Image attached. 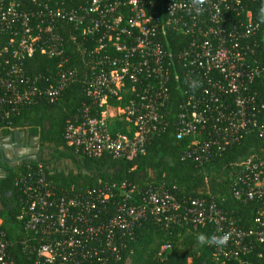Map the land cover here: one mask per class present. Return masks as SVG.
Here are the masks:
<instances>
[{
  "label": "built area",
  "instance_id": "2783aa9c",
  "mask_svg": "<svg viewBox=\"0 0 264 264\" xmlns=\"http://www.w3.org/2000/svg\"><path fill=\"white\" fill-rule=\"evenodd\" d=\"M260 1L208 0L198 13L192 0H0V131L15 130L24 108L56 102L74 82L69 27L71 41L80 38L87 52L89 102L64 133L77 154L131 161L173 129L185 144L183 158L203 165L252 133L264 137ZM175 40L182 44L177 51ZM40 55L56 60L55 68L31 74L28 64ZM117 122L124 131L115 129ZM16 182L25 235L17 249L0 219V264H21L19 256L24 264H122L128 241L146 222L166 233H231L225 247L206 245L184 264H264V155L240 162L232 182L249 221L224 200L178 197L164 182L125 180L75 191L42 165ZM171 252V244L162 245L158 261L169 264Z\"/></svg>",
  "mask_w": 264,
  "mask_h": 264
},
{
  "label": "trees",
  "instance_id": "16d2710c",
  "mask_svg": "<svg viewBox=\"0 0 264 264\" xmlns=\"http://www.w3.org/2000/svg\"><path fill=\"white\" fill-rule=\"evenodd\" d=\"M262 5L264 0H261L255 8L257 19ZM64 33L69 41L67 55L70 59L69 66L75 71L74 82L66 88L56 102H41L30 108H24L13 120V128L29 127L35 132L42 133L47 130L48 123L50 126L48 135L56 137L53 141L64 147L66 156L72 158L78 167V173H75L76 170H71L69 177L65 174L51 175L43 167L46 174L60 186L68 190L73 188L75 191H84L108 182L118 183L125 180L141 186L151 181L164 182L178 197L213 195L220 201L224 200L226 207L235 209L240 216L249 221L251 218L249 207L235 200L232 182L240 162L253 154L264 155V137L257 133L246 136L241 143L203 165L183 158L185 144L175 137L173 129L155 138L144 154L131 161L114 160L108 155L98 158L84 156L77 154L67 144L64 137L65 129L69 123L73 122V117L82 104L89 100L83 88V82L88 74L86 45L80 44V38L71 41L69 27ZM90 43L85 41L87 45ZM179 43L178 40L170 43L173 51L181 48L182 44ZM28 65L31 74H48L55 68L56 60L40 55ZM258 89L264 100V77L258 80ZM173 97L172 109L180 98L177 94ZM261 121L264 124V113ZM114 127L116 130L124 131L126 125L124 122H117ZM11 132L12 129H3L0 135ZM29 167H37V165L17 167L0 184L5 206V211H0V219H3L2 228L7 238L18 245L17 249L25 234L19 219L22 213L21 191L16 181ZM167 243L171 244L172 249L168 259L169 264H184L190 256L196 259L199 249L206 250V245L201 246L198 243L197 235L186 228H175L166 233L157 229L151 222H146L135 238L128 241L122 264H162L158 261L157 255L162 245ZM23 261L24 258L19 256V262L24 264Z\"/></svg>",
  "mask_w": 264,
  "mask_h": 264
},
{
  "label": "flooded vegetation",
  "instance_id": "af4514ba",
  "mask_svg": "<svg viewBox=\"0 0 264 264\" xmlns=\"http://www.w3.org/2000/svg\"><path fill=\"white\" fill-rule=\"evenodd\" d=\"M46 127L47 130L44 133L30 130L29 141L26 140L24 142L20 137H14V143L2 142L4 146L3 155L6 161L1 160L3 156L0 155V184L5 178L11 175L12 170H15L19 166L42 165L51 175L65 174L67 177H69L71 170H77L78 167L72 158L66 156L67 153L64 147L53 141L56 137L48 135L50 129L48 123ZM7 135H0V140H3ZM35 137L39 138L38 142L33 139ZM8 154L15 157L12 161L14 166H10ZM24 158L29 160H23ZM32 159L36 161L31 162ZM75 173L77 174L78 172L76 171Z\"/></svg>",
  "mask_w": 264,
  "mask_h": 264
},
{
  "label": "clouds",
  "instance_id": "9594fccd",
  "mask_svg": "<svg viewBox=\"0 0 264 264\" xmlns=\"http://www.w3.org/2000/svg\"><path fill=\"white\" fill-rule=\"evenodd\" d=\"M208 0H192L194 6H196V11L199 13L201 12L202 6L205 5ZM258 20L260 23H264V5H262L258 12ZM189 87L195 89L199 86V83L195 80L187 81ZM231 238V233L227 232L223 235L212 234L211 236H206L205 234L201 233L197 236V241L201 246L208 245V246H215V247H225L228 241Z\"/></svg>",
  "mask_w": 264,
  "mask_h": 264
},
{
  "label": "water",
  "instance_id": "95a60500",
  "mask_svg": "<svg viewBox=\"0 0 264 264\" xmlns=\"http://www.w3.org/2000/svg\"><path fill=\"white\" fill-rule=\"evenodd\" d=\"M30 128H24V127H20V128H16L15 131L11 132L10 134H8L7 136H5V138L3 140H0V155L3 156L1 158V160L3 161H6L5 158H4V155H3V145H2V142L3 141H6V142H15L14 141V137H20L21 139H23V141L25 142L26 140L29 141V138H30ZM35 139L36 142L39 141V138L38 137H35L33 138ZM8 160L10 162V166H14V164L12 163V161L14 160V156L8 154ZM23 160H29V159H26L24 158ZM36 160L35 159H32L31 162H35ZM78 172V170H76ZM86 172V171H84ZM2 198H3V194L0 190V211H5V206L3 204V201H2Z\"/></svg>",
  "mask_w": 264,
  "mask_h": 264
}]
</instances>
